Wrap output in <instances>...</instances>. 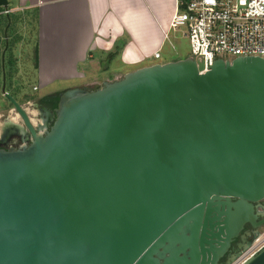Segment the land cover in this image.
<instances>
[{"label": "water", "instance_id": "1", "mask_svg": "<svg viewBox=\"0 0 264 264\" xmlns=\"http://www.w3.org/2000/svg\"><path fill=\"white\" fill-rule=\"evenodd\" d=\"M1 71L30 142L0 149V264H229L264 225V60L70 88L43 132L5 92L3 56Z\"/></svg>", "mask_w": 264, "mask_h": 264}, {"label": "crops", "instance_id": "2", "mask_svg": "<svg viewBox=\"0 0 264 264\" xmlns=\"http://www.w3.org/2000/svg\"><path fill=\"white\" fill-rule=\"evenodd\" d=\"M7 8L10 15L31 17L37 84L63 86L48 96L96 89L136 69L172 62H158L153 53L165 41L175 0H8Z\"/></svg>", "mask_w": 264, "mask_h": 264}, {"label": "built area", "instance_id": "3", "mask_svg": "<svg viewBox=\"0 0 264 264\" xmlns=\"http://www.w3.org/2000/svg\"><path fill=\"white\" fill-rule=\"evenodd\" d=\"M10 13L0 8V16ZM177 28L188 39L189 57L202 62L204 71L217 59L230 62L229 56L264 60V0H175L164 39ZM159 56V50L153 53ZM263 247L264 228L229 264H243Z\"/></svg>", "mask_w": 264, "mask_h": 264}, {"label": "rangeland", "instance_id": "4", "mask_svg": "<svg viewBox=\"0 0 264 264\" xmlns=\"http://www.w3.org/2000/svg\"><path fill=\"white\" fill-rule=\"evenodd\" d=\"M10 20L11 25H6V18L0 16V140L5 137L8 128L13 127L20 131L23 130L21 120L1 93L2 56L5 92L26 110L31 121L34 120L36 123L33 124L39 132L46 130V122L49 117V114L44 112L40 107V100L48 96L46 94L53 90L63 87L60 83L51 84L46 88L38 86L36 79V55L34 53L35 32L31 17L25 12H16L11 14ZM4 31L7 37V48L5 50ZM167 38L159 50L161 58L158 62L182 60L190 56L188 39L184 36L182 28L169 31ZM227 58L233 59L231 56ZM120 67V65H117L115 69H119ZM124 70H128V68ZM33 111L34 113H32ZM13 141L18 146L23 145L19 139L14 138ZM263 228L264 225L258 229V233Z\"/></svg>", "mask_w": 264, "mask_h": 264}, {"label": "flooded vegetation", "instance_id": "5", "mask_svg": "<svg viewBox=\"0 0 264 264\" xmlns=\"http://www.w3.org/2000/svg\"><path fill=\"white\" fill-rule=\"evenodd\" d=\"M40 107L42 108V110L44 112L49 114V117H48L47 122H46V127H45V129L48 130L50 125H51V123H52V120H53V111L50 110L49 107L46 104L40 103ZM37 131H38V129H37ZM14 138L19 139L21 144H28L30 142V135L25 129L20 131L17 128L15 129V128L11 127V128L7 129L5 137H3L0 140V149H9V148H12V147H15V148L19 147L17 145V143H15L13 141ZM255 211L258 213V217H257L255 222L258 223L264 216V200L257 205V207L255 208ZM258 229H260V227ZM252 232H253V229L250 227L249 224H246L244 226L242 234L246 235L247 233L251 234ZM238 244H239V239H237L233 243V247H232L233 251H232V253L235 252L236 247H237Z\"/></svg>", "mask_w": 264, "mask_h": 264}, {"label": "trees", "instance_id": "6", "mask_svg": "<svg viewBox=\"0 0 264 264\" xmlns=\"http://www.w3.org/2000/svg\"><path fill=\"white\" fill-rule=\"evenodd\" d=\"M10 14L7 16L8 18H10ZM57 102H58V100H57V94H53V95H51V96H45V97H43L41 100H40V103H42V104H46L48 107H49V109L50 110H54V109H56V107H57Z\"/></svg>", "mask_w": 264, "mask_h": 264}, {"label": "bare ground", "instance_id": "7", "mask_svg": "<svg viewBox=\"0 0 264 264\" xmlns=\"http://www.w3.org/2000/svg\"><path fill=\"white\" fill-rule=\"evenodd\" d=\"M32 113H34V111H33ZM30 114H31V112H30ZM35 114H36V113H35ZM35 114H34V115H35ZM16 115H17V114H16ZM32 115H33V114H32ZM17 118H18V117H17ZM14 119H15V117H14ZM15 121H16V120H15ZM13 122H14V121H13ZM16 122H17V121H16ZM32 122L35 123L34 120H32ZM35 124H36V123H35ZM37 124H38V123H37ZM36 126H37V125H36Z\"/></svg>", "mask_w": 264, "mask_h": 264}]
</instances>
